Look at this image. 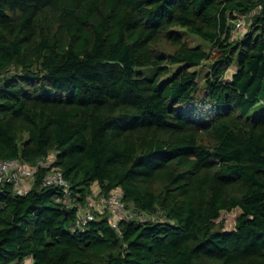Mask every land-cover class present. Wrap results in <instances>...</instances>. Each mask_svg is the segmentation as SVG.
I'll list each match as a JSON object with an SVG mask.
<instances>
[{
  "label": "trees",
  "instance_id": "16d2710c",
  "mask_svg": "<svg viewBox=\"0 0 264 264\" xmlns=\"http://www.w3.org/2000/svg\"><path fill=\"white\" fill-rule=\"evenodd\" d=\"M207 61L202 87L190 69ZM259 104L264 0H0V161L55 153L74 199L44 186L49 168L26 194L0 186V264H264ZM118 189L157 219L116 229L95 211L73 229L80 207Z\"/></svg>",
  "mask_w": 264,
  "mask_h": 264
},
{
  "label": "built area",
  "instance_id": "2783aa9c",
  "mask_svg": "<svg viewBox=\"0 0 264 264\" xmlns=\"http://www.w3.org/2000/svg\"><path fill=\"white\" fill-rule=\"evenodd\" d=\"M245 27V16H239L236 20L235 31L241 34L245 30ZM55 162V153L41 158L33 166L24 163L21 159L0 161V186L13 183L19 194H26L32 187L33 176L37 170L39 168H49L50 172L44 179V186L64 188L65 196L61 202L73 206L74 199L72 198L71 187L65 181L63 173L55 168ZM99 192V188H96L94 195L97 197L100 195ZM95 211H99L100 213L108 211L111 215L112 225L116 229L119 228V223L122 221L137 220L140 223H145L157 219L154 215L138 212L128 207L123 200L122 190L118 189L111 194L101 195L97 200L91 199L90 205L86 207H80L73 229L86 228L89 222L94 219Z\"/></svg>",
  "mask_w": 264,
  "mask_h": 264
},
{
  "label": "rangeland",
  "instance_id": "374dc122",
  "mask_svg": "<svg viewBox=\"0 0 264 264\" xmlns=\"http://www.w3.org/2000/svg\"><path fill=\"white\" fill-rule=\"evenodd\" d=\"M258 10L252 12L251 14H247V16H245V21H246V29L243 31L244 34L247 32V29L249 28L250 25V19L252 18V16L257 12ZM243 32L240 34L237 31H235L234 37L235 38H240L241 36H243ZM184 34V38L189 42V44L193 47H201L202 49H204L206 52H209L211 50V45L209 43H207L206 41L202 40L201 38L189 34V33H183ZM187 65L186 64H176L174 66H172V70H171V75H174L176 72H178L180 69L182 68H186ZM213 67V62L212 61H207L204 64H202L199 67L196 68H191L190 70L192 72H197L199 75L198 78V82L200 84V86L205 87V80L207 75L209 74L211 68ZM138 71L142 72V74H144L145 76H147L146 78H152L155 74V69L153 68H137ZM236 69H232L229 74L227 75V78L231 79L233 74L235 73ZM165 77L163 80H166L168 78H170V76ZM263 104H259L256 107L252 108L251 111L248 114V117H253L256 114L260 113L262 111L263 108ZM97 188V187H95ZM241 215V211L239 209L233 210L231 212H224L221 216V218L219 219L218 222H222L224 225V229L226 231H234L235 227H236V223H237V219L239 218V216Z\"/></svg>",
  "mask_w": 264,
  "mask_h": 264
}]
</instances>
